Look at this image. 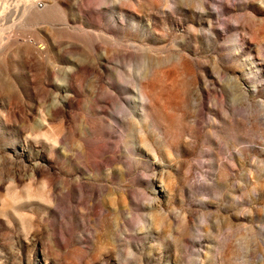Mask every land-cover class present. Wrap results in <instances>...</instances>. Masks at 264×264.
Listing matches in <instances>:
<instances>
[{"label": "rangeland", "instance_id": "rangeland-1", "mask_svg": "<svg viewBox=\"0 0 264 264\" xmlns=\"http://www.w3.org/2000/svg\"><path fill=\"white\" fill-rule=\"evenodd\" d=\"M0 30V264H264V0H0Z\"/></svg>", "mask_w": 264, "mask_h": 264}, {"label": "bare ground", "instance_id": "bare-ground-1", "mask_svg": "<svg viewBox=\"0 0 264 264\" xmlns=\"http://www.w3.org/2000/svg\"><path fill=\"white\" fill-rule=\"evenodd\" d=\"M19 21V20H18ZM1 31V30H0Z\"/></svg>", "mask_w": 264, "mask_h": 264}]
</instances>
